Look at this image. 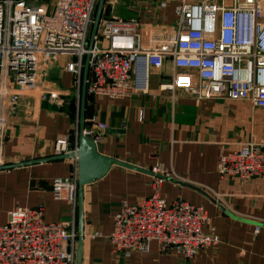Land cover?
Wrapping results in <instances>:
<instances>
[{
    "label": "crops",
    "instance_id": "obj_1",
    "mask_svg": "<svg viewBox=\"0 0 264 264\" xmlns=\"http://www.w3.org/2000/svg\"><path fill=\"white\" fill-rule=\"evenodd\" d=\"M161 1H165V9H160ZM177 1L104 4L100 20L133 19L143 49L171 48ZM208 1L224 2L227 7L232 3ZM258 6L264 11V0ZM96 45L104 48L106 43ZM64 63L63 58L57 59L42 70L45 74L34 90L4 107L7 124L0 160L1 166L12 167L0 169V225L11 210L40 207L45 222L73 224L76 234V204L72 209L54 201L49 191L53 178L76 174V160L34 162L53 157L57 139L68 137L72 147L77 138L80 83L77 87L74 77L63 69ZM176 75L189 76L193 85L198 84L194 71L176 69L167 57L161 69H147L145 93L133 91L114 100L86 93L84 127L91 117L105 125L95 144L99 154L143 170L159 166L171 172L175 182L165 180L161 196L167 204L182 200L204 208L219 244L188 260L161 251L155 243L127 256L113 253L106 238L113 214L123 201L133 203L148 197L153 176L112 165L82 190L81 264H264V176L243 182L220 178L216 172L219 154L247 143H264V109L243 101L198 99L183 89L189 84L184 81L174 90L162 89ZM24 162L32 163L16 166ZM75 249L76 237L74 258Z\"/></svg>",
    "mask_w": 264,
    "mask_h": 264
},
{
    "label": "built area",
    "instance_id": "obj_2",
    "mask_svg": "<svg viewBox=\"0 0 264 264\" xmlns=\"http://www.w3.org/2000/svg\"><path fill=\"white\" fill-rule=\"evenodd\" d=\"M96 1L52 0L49 5H41L34 0H0V155L7 124L4 107L34 90L45 74L42 70L59 58L65 60L63 69L74 77L78 87L86 53V93L90 96L114 100L133 91L145 93L147 69H161L169 57L176 69L194 71L198 84L193 85L189 76L176 75L162 89L174 90L184 81L189 84L183 89L198 99L243 101L264 109L261 0H231L230 7L224 2L178 0L171 48L143 49L133 19H102L87 52ZM121 1L104 0V4L112 7ZM159 7L165 9V1ZM100 41L106 43L104 48L96 45ZM105 129L91 117L82 135L96 144ZM74 134L76 137V130ZM75 151L76 141L69 147L66 136L53 143V156ZM149 171L160 176L152 177L149 196L133 203L121 202L112 216L106 236L111 251L127 256L133 251H146L150 243H155L161 251H172L188 260L218 245L220 240L204 208L182 200L167 204L161 196L160 186L165 179H173L172 173L159 166ZM216 172L220 178L243 182L264 176V143H247L219 154ZM49 191L54 201L74 209L75 171L53 178ZM75 237L73 224L45 222L40 207L11 210L0 225V264H74Z\"/></svg>",
    "mask_w": 264,
    "mask_h": 264
},
{
    "label": "water",
    "instance_id": "obj_3",
    "mask_svg": "<svg viewBox=\"0 0 264 264\" xmlns=\"http://www.w3.org/2000/svg\"><path fill=\"white\" fill-rule=\"evenodd\" d=\"M103 6H104V0L96 1L91 26L86 40L87 52H89L93 46L94 37L96 35ZM88 63H89V53H86L82 64L81 80H80V99H79L78 126H77L75 153L69 155H57L50 158L34 161V162H41L46 160H63V159L75 157L77 199H76V249H75L74 264H81V240H82L81 208H82L83 187L103 177L108 172V170L112 165L133 170L139 173L147 174L153 177H160L151 174L147 170H143L141 168L99 154L96 150L95 144L90 139L85 138L82 135V130L84 127V104H85V94H86V82L88 77ZM29 163L32 162L19 163L16 164V166L27 165ZM11 167L12 166H1L0 169H6ZM165 180H170L175 182V180L173 179H165Z\"/></svg>",
    "mask_w": 264,
    "mask_h": 264
},
{
    "label": "rangeland",
    "instance_id": "obj_4",
    "mask_svg": "<svg viewBox=\"0 0 264 264\" xmlns=\"http://www.w3.org/2000/svg\"><path fill=\"white\" fill-rule=\"evenodd\" d=\"M29 1H33V0H29ZM35 1V3H37V4H41V5H49L50 4V2L52 1V0H34ZM263 12V14H264V11H262Z\"/></svg>",
    "mask_w": 264,
    "mask_h": 264
},
{
    "label": "trees",
    "instance_id": "obj_5",
    "mask_svg": "<svg viewBox=\"0 0 264 264\" xmlns=\"http://www.w3.org/2000/svg\"><path fill=\"white\" fill-rule=\"evenodd\" d=\"M94 14V13H93Z\"/></svg>",
    "mask_w": 264,
    "mask_h": 264
}]
</instances>
